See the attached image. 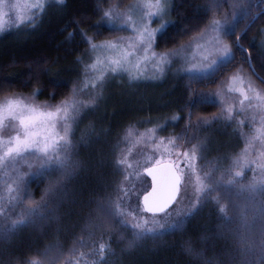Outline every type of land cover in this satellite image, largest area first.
<instances>
[{
  "label": "trees",
  "instance_id": "1",
  "mask_svg": "<svg viewBox=\"0 0 264 264\" xmlns=\"http://www.w3.org/2000/svg\"><path fill=\"white\" fill-rule=\"evenodd\" d=\"M132 1L45 0L43 8L34 13L31 20L0 32V98L21 93L56 104L69 97L81 83L83 61L91 48L85 36L98 42L122 33L120 29L109 28L98 32L93 27L101 17L97 5L105 9L109 4L123 8ZM210 2L170 0L168 20L175 21V25L169 28L164 39L158 38L155 49L164 52L189 42L213 18L230 16L231 5L243 2L253 5L251 15L241 18L235 32L226 36V40L233 45L236 34L242 33L240 43L247 52L234 48V59L210 81L201 83L183 74L160 87L141 88L135 109L125 110L119 98L114 97L111 111L106 108L101 112L105 116L102 122L96 123V135L73 156L80 167L65 182L63 191L56 198L49 197L43 215L34 218V223L18 225L8 239L0 238V264H13L23 257L44 259L45 264H62L78 249L98 246L105 239L108 241L107 264H205L206 261L239 264L244 242L259 240V217L249 228L242 224L245 217L251 221L254 206L264 197L246 187L237 189L234 184H211L210 191L201 193L203 203L199 210L186 221L182 230L148 236L133 248L127 247L132 230L120 223L121 217L105 218L98 211L100 202L109 198L115 200L120 194L118 187H124L125 172L117 155L119 137L127 124L137 122L139 117L147 120L158 115L156 121L163 135L180 134L191 120L210 115L216 109L214 103L197 102L188 106L186 101L196 97L203 84L211 87L235 69L248 70L264 87V50L258 44L264 31L261 11L264 3L261 0H216L219 7L208 8ZM173 115L178 119L171 120ZM156 125L155 121L147 120L143 128L151 129ZM58 176L55 171L44 177L33 176L25 187L24 203L29 207L39 202L45 189ZM220 205L225 206L230 221L225 222ZM93 221L94 224L90 223ZM45 250L47 256L42 255Z\"/></svg>",
  "mask_w": 264,
  "mask_h": 264
},
{
  "label": "snow or ice",
  "instance_id": "2",
  "mask_svg": "<svg viewBox=\"0 0 264 264\" xmlns=\"http://www.w3.org/2000/svg\"><path fill=\"white\" fill-rule=\"evenodd\" d=\"M264 3V0H261ZM248 3H234L231 5L233 11L231 13V22L226 18L223 25L220 21L213 19L205 29L203 35L210 33L211 55L197 64H189L187 69H178L184 71L187 75L197 78L201 82L212 80L215 75L221 71L232 59H234V48L247 52L240 43L242 33L236 34V39L233 45L227 43L225 36L235 32L236 24L241 18H249L250 7ZM5 7L4 0H0V18L6 15L3 8ZM19 8V5H12ZM31 8L43 7L42 3L32 4ZM143 7L147 9L140 21L133 26L132 30L135 35L131 37H120L118 40L123 43L117 44L113 41H104L101 44L92 43L90 37L85 36V39L91 44L93 49L98 47H106L108 49H119L116 58L111 60V72L115 73L120 70L127 71L130 79L136 81L142 78V73L139 71L140 62L145 64L151 60H155L154 68L157 69L161 76L165 73V66H170L173 62L172 58L177 52L187 47L181 45L180 49H168L164 52L157 53L154 51V46L159 39H164L168 35L170 27L175 25V21L163 20L155 29L150 27V22L153 17L160 18L167 14L169 4L167 0H145ZM219 7L216 0H211L208 8ZM97 10L101 13L100 19L93 25L99 32L103 28L116 29L123 25H129L131 17L126 16L114 5L109 4L105 9L102 5H97ZM264 13V9H261ZM254 19V17H253ZM251 22V20H250ZM4 31L2 19H0V32ZM243 32V30H242ZM143 52L142 56H138L133 63L131 57L138 51ZM251 66V57H248ZM95 67V65H93ZM135 69V71H134ZM254 71V69H253ZM102 78V74L97 79ZM152 79L159 77L153 76ZM233 81L243 80L234 76ZM60 83V81H55ZM249 89L260 101L261 110L264 111V95L256 91L249 83ZM243 93L244 89H238ZM219 93L201 92L196 97L186 101V105L194 106L197 102L200 104H211L215 102V96ZM78 111V104L68 100L62 101L61 104L49 107L47 105H37L30 97H6L0 102V128H3L5 121L15 122L16 131L12 136H9L5 143L4 138L0 136V148L3 149L0 153V162H3L6 157L16 159L25 153H33L36 155V167L31 173L34 177H44L52 172H58L59 176L53 181L44 191L40 201L32 206L26 207L18 220H13L10 226H0V238L8 239L9 234L18 225L34 223L36 217L43 215V209L47 206L49 197L56 198L57 194L63 191L66 181L71 179L77 168L80 167L78 160H72L69 155L71 147L68 139V125L65 124L63 135L57 131V121L66 120L68 110ZM232 113L231 106H227L222 110L219 116L203 117L197 121V124H207L211 120H217L221 117L230 118ZM63 114V115H61ZM191 113L189 112V116ZM171 120L175 121L178 116L173 115ZM264 119V117H262ZM189 124L186 127H191ZM156 127H159L157 125ZM156 127L148 129L149 139L155 133ZM264 135V130L261 131ZM252 140L255 137L251 138ZM179 137H168L165 142V137H160L151 145L154 150L152 154L144 156L137 162L136 167L139 169L136 176L139 178V184H133L131 189L125 190L122 186L118 187L116 199L109 198L107 201L98 204V211L102 217L115 219L121 217L122 225H130L132 230V238L127 241V247L133 248L137 243L148 236L157 237L163 236L171 231H179L185 227V223L199 210L203 203L201 193L206 190H211L212 185L206 184L197 173L196 156L197 146L193 145L191 150H180ZM119 165L132 167L126 158H120ZM247 156L239 157L235 161V166L243 168L247 165ZM32 167L31 164L28 165ZM262 175L249 185H242L253 193L259 192L264 197V164H260ZM23 173L16 176L15 183L17 187H21L24 180ZM195 175V181L193 176ZM242 175L241 171L235 172L230 178L229 183L235 182V177ZM208 178V174H205ZM127 180V177H125ZM192 189V194L195 199L189 198V191ZM134 200L128 206L132 208V212L126 209H121L122 200ZM185 199L189 202L187 205L174 211L177 205L181 204ZM218 199V198H214ZM220 212L223 214L225 222L231 220L227 216L226 208L220 205ZM4 209L0 208V212ZM251 221L247 217L244 218L242 226L249 228L251 224H255L256 219H261L260 236L258 241H245L244 246L240 248L241 260L239 264H264V199L254 206L252 210ZM160 217V219H157ZM163 221V222H161ZM94 224L93 222H90ZM189 251H193L189 248ZM45 250L42 255L47 256ZM101 256L103 252L100 253ZM200 255V253H195ZM13 264H45L44 259L34 257L18 258ZM205 264H212L211 261H206Z\"/></svg>",
  "mask_w": 264,
  "mask_h": 264
},
{
  "label": "rangeland",
  "instance_id": "3",
  "mask_svg": "<svg viewBox=\"0 0 264 264\" xmlns=\"http://www.w3.org/2000/svg\"><path fill=\"white\" fill-rule=\"evenodd\" d=\"M144 2L145 0H134L123 8L115 6L126 16L131 17L130 24L116 28L122 30V33L109 39L92 43L101 44L104 41H113L114 43L121 44L123 42L117 38L134 36L133 26L140 21L145 11H147L143 7ZM37 3H42L44 6L45 0H4L5 7L3 11L6 15L0 18L2 19L4 30L31 20L34 17V13L43 8L30 7L32 4ZM167 3L170 9V0H167ZM12 5H19V8L12 7ZM169 9L166 15L160 18L153 17L150 27L155 29L159 26L161 19L168 20ZM226 18L230 23L231 15L218 16L213 19L220 21L223 25ZM207 26L189 42L183 44L187 47L177 52L176 56L172 58L173 62L170 66H165L163 76L154 68L155 60H151L146 64L144 61H141L139 71L142 73V78L136 81L130 79L127 71L111 72V60L116 58L119 49H108L106 47L93 49L90 44L91 48L82 65L81 83L69 97L62 100H68L69 103L75 101L79 106V110L73 111L72 108H69L66 120L57 121V131L61 135H63L65 124L68 125V139L71 144L69 155L71 159L75 160L73 156L79 151V147L81 145L86 147L90 143L91 137L96 135V123L99 120L102 122L105 116L101 112L113 105L112 100L114 97L119 98L125 110H128V108L135 109L134 105H137L141 98V88L160 87L165 85L170 79L183 74L190 77V79H194V77L187 75L184 71H178V69H187L189 64L200 63L204 57L211 55L210 33L203 35V38H198L201 37ZM224 39L227 42L226 36ZM258 44L264 50V31L260 34ZM175 49H180V46ZM154 51L157 53L161 52L157 51L155 47ZM142 55V50L136 52L131 57L133 63H135L138 56ZM101 74L102 78L97 79ZM153 76L159 78L152 79L151 77ZM234 76L241 78L243 83H240L239 80L233 81L232 78ZM249 83H251L257 92L264 95V87L254 79L248 70L243 68L226 73L211 87L203 84L198 93H219L215 96L214 105L216 109L210 115L191 120L190 124L192 126L186 127L180 134L163 135L160 129H158L159 127H156L159 125L158 121H156L158 115L155 118L152 117L153 119H147L155 121L157 124L155 126V133L151 135V139H149L148 129L143 128L145 127L144 122H147L143 117L137 118V122L135 123L127 124L119 137L117 155V161L120 158H126L132 166L120 165L125 172V177H127L123 188L125 190L131 189L133 184H139V178L136 176V172L139 170L136 167L137 162L144 156L153 153L154 150L151 145L160 137H165V142H167V138L170 136L179 137L178 143L182 141L180 143L181 151H190L193 145L197 146L195 161L197 173L206 184H213L215 186L219 184H234L238 186L237 189H244L245 187H241L242 185H249L254 177L258 179L262 175L259 165L264 164V135H261V131L264 130V119H262L264 111L261 110L260 101L249 89ZM240 88L244 89L243 93L238 90ZM17 96L30 97L37 105H47L49 107L59 105L62 102L52 104L39 101L33 95L21 93H11L3 96L0 98V102L6 97L14 98ZM227 106H231L232 108L230 118L221 117L217 120H211L207 124H197V121L203 117L219 116ZM14 125L15 122L6 120L4 127L0 128V136L4 138L5 143L8 137L12 136L17 130ZM252 137H255V139L252 140ZM2 151L3 149L0 148V153ZM210 153L214 154V157H210ZM243 156H247L248 163L241 169L235 166V161L237 158ZM29 164L32 165L31 168H29ZM35 167L36 155L31 152L25 153L16 159L6 157L3 162H0V208L4 209V211L0 212V226H10L11 222L18 220L20 214L28 207L23 201L24 190L27 182L33 177L31 173L35 170ZM238 171H241L242 175L235 177L234 183H229L230 178ZM20 173L25 175L22 186L18 188L15 180L16 176ZM205 174H208V178H205ZM193 181H195V175L193 176ZM192 191L190 189L189 198L195 199ZM133 202L134 200L132 199L122 200L121 209L132 212V208L128 205ZM188 202L189 200L185 199L181 204L177 205L174 211L184 208ZM157 219H160V217ZM127 226L130 227V225ZM107 251L108 241L105 239L100 241L98 246L91 245L86 250L78 249V252H75L62 264H107ZM101 252H103L102 256Z\"/></svg>",
  "mask_w": 264,
  "mask_h": 264
},
{
  "label": "water",
  "instance_id": "4",
  "mask_svg": "<svg viewBox=\"0 0 264 264\" xmlns=\"http://www.w3.org/2000/svg\"><path fill=\"white\" fill-rule=\"evenodd\" d=\"M260 79H263L262 77L258 76Z\"/></svg>",
  "mask_w": 264,
  "mask_h": 264
}]
</instances>
